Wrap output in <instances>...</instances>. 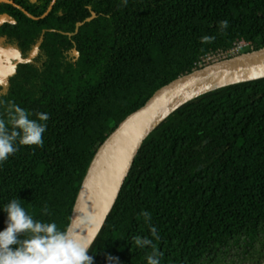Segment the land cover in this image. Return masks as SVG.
I'll list each match as a JSON object with an SVG mask.
<instances>
[{
    "label": "trees",
    "instance_id": "16d2710c",
    "mask_svg": "<svg viewBox=\"0 0 264 264\" xmlns=\"http://www.w3.org/2000/svg\"><path fill=\"white\" fill-rule=\"evenodd\" d=\"M11 1L19 8L0 2V47L19 60L0 100L49 118L42 145L0 163V205L16 197L61 229L121 120L206 56L264 46V0H55L43 17L52 0ZM143 211L161 264H264V78L201 94L148 135L89 247L92 264H145L151 247L131 243L149 236ZM4 221L0 211V230Z\"/></svg>",
    "mask_w": 264,
    "mask_h": 264
},
{
    "label": "water",
    "instance_id": "95a60500",
    "mask_svg": "<svg viewBox=\"0 0 264 264\" xmlns=\"http://www.w3.org/2000/svg\"><path fill=\"white\" fill-rule=\"evenodd\" d=\"M0 2L19 8L11 0ZM54 2L52 0L42 17L51 10ZM24 13L30 18H38L26 11ZM261 78H264V46L212 61L156 89L100 144L75 198L67 225L69 232L77 229L93 242L119 196L144 141L171 113L201 94ZM202 264L251 263L239 258H212Z\"/></svg>",
    "mask_w": 264,
    "mask_h": 264
},
{
    "label": "clouds",
    "instance_id": "9594fccd",
    "mask_svg": "<svg viewBox=\"0 0 264 264\" xmlns=\"http://www.w3.org/2000/svg\"><path fill=\"white\" fill-rule=\"evenodd\" d=\"M219 25L223 29L228 22L220 21ZM209 39L201 37L202 42ZM48 118L47 112L32 113L12 100H0V163L20 146L42 145ZM0 211L5 213L0 230V264H92V257L87 254L92 241L79 230L69 232L53 220L35 218L16 197L0 205ZM40 215H49L46 207ZM140 215L148 225L149 236H132L131 243L139 249L151 247L145 264H161L162 253L152 244L159 234L151 224L150 213L143 211Z\"/></svg>",
    "mask_w": 264,
    "mask_h": 264
},
{
    "label": "built area",
    "instance_id": "2783aa9c",
    "mask_svg": "<svg viewBox=\"0 0 264 264\" xmlns=\"http://www.w3.org/2000/svg\"><path fill=\"white\" fill-rule=\"evenodd\" d=\"M244 46V43L242 42H239L237 44H235L232 48H230L229 50H226V51H219V52H216V53H212L208 56H206L204 59H203V62L201 64H204V63H208V62H212V61H216L214 60L215 58L219 57V58H225V57H228V56H232V55H235L237 53H239V49ZM199 64V66L201 65Z\"/></svg>",
    "mask_w": 264,
    "mask_h": 264
},
{
    "label": "flooded vegetation",
    "instance_id": "af4514ba",
    "mask_svg": "<svg viewBox=\"0 0 264 264\" xmlns=\"http://www.w3.org/2000/svg\"><path fill=\"white\" fill-rule=\"evenodd\" d=\"M1 49L4 52L6 51V49H11V50L15 51V53L17 55V60L16 59H6L5 60L3 58V56L0 55V73L6 74L8 72L6 74V75H8L12 71V69H13L14 65L16 64V62L19 60V56H18L17 51L14 48H12V47H6V48L1 47Z\"/></svg>",
    "mask_w": 264,
    "mask_h": 264
},
{
    "label": "rangeland",
    "instance_id": "374dc122",
    "mask_svg": "<svg viewBox=\"0 0 264 264\" xmlns=\"http://www.w3.org/2000/svg\"><path fill=\"white\" fill-rule=\"evenodd\" d=\"M240 52H244V47L242 46L239 49V53ZM0 55L3 56V58L6 59H16L17 60V55L15 53V51L11 50V49H6V51H2L1 47H0ZM229 57V56H228ZM226 58V57H225ZM221 58L217 57L214 60H220ZM223 59V58H222ZM203 62V61H202ZM210 63V62H208ZM208 63H204V64H208ZM200 66H203V64H201ZM8 73V72H7ZM6 73V74H7ZM6 74L0 73V81H4Z\"/></svg>",
    "mask_w": 264,
    "mask_h": 264
}]
</instances>
